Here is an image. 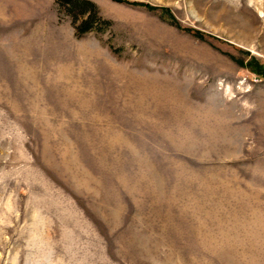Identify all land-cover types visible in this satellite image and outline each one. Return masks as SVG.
Masks as SVG:
<instances>
[{"label":"rangeland","instance_id":"obj_1","mask_svg":"<svg viewBox=\"0 0 264 264\" xmlns=\"http://www.w3.org/2000/svg\"><path fill=\"white\" fill-rule=\"evenodd\" d=\"M86 1L0 0V264H264V0Z\"/></svg>","mask_w":264,"mask_h":264},{"label":"trees","instance_id":"obj_2","mask_svg":"<svg viewBox=\"0 0 264 264\" xmlns=\"http://www.w3.org/2000/svg\"><path fill=\"white\" fill-rule=\"evenodd\" d=\"M115 2H122V0H112ZM61 4L66 8V10L72 15L75 20H77L78 16H84L87 14V18L76 25V34L77 36H81L91 30L93 24H95L94 19L96 17L94 8L92 9V4H90L86 0H62ZM139 6H146L150 8L148 5L138 4ZM89 13V14H88ZM264 77V71L261 73Z\"/></svg>","mask_w":264,"mask_h":264}]
</instances>
